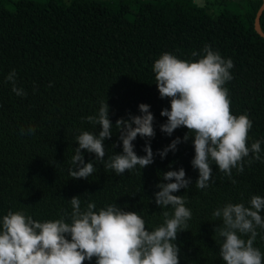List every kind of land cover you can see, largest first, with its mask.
<instances>
[{"label":"trees","instance_id":"obj_1","mask_svg":"<svg viewBox=\"0 0 264 264\" xmlns=\"http://www.w3.org/2000/svg\"><path fill=\"white\" fill-rule=\"evenodd\" d=\"M229 1L205 0L220 9L208 13L194 0H0V221L9 211H23L35 221L70 223V200L79 196L82 210L89 202L96 211L117 204L139 212L154 230L163 223V212L174 211L156 205V185L170 182L162 179L164 172L183 167L192 183L173 195L185 196L192 217L175 241L180 264H224L222 238L214 231L223 221L213 212L228 203L247 207L253 195L264 197V37L255 29L262 0H238L236 10L221 7ZM136 4L130 20L127 14ZM259 29L264 35V10ZM206 45L233 62L232 79L225 84L230 111L252 121L247 143L261 141V159L250 153L243 172L233 168L231 177L212 162L209 187L199 189V173L191 165L194 133L165 158L156 154L177 137L182 140L188 129L182 126L171 136L161 132L167 117L160 113L170 109V99L160 98L153 65L165 52L197 60L200 55L192 53L202 55ZM13 70L23 95L6 79ZM106 101L113 136L104 141L105 161L122 153L116 120L141 115L143 103L155 117L154 162L117 175L95 161L88 179H73L76 137L83 131L98 135L100 126L86 118L97 116ZM146 141L140 136L133 141L137 155H145ZM82 154L85 163L96 159L94 153ZM256 231L253 246L264 253V229ZM84 264H95V258Z\"/></svg>","mask_w":264,"mask_h":264},{"label":"clouds","instance_id":"obj_2","mask_svg":"<svg viewBox=\"0 0 264 264\" xmlns=\"http://www.w3.org/2000/svg\"><path fill=\"white\" fill-rule=\"evenodd\" d=\"M202 55L193 52L197 60H182L171 53H163L154 62L153 72L160 98L170 99V109L161 111L167 121L160 125L161 132L171 136L180 128L188 132L181 140H172L157 155L165 158L169 151L177 150V145L192 140L195 155L191 161L198 170L195 186L199 189L209 187L212 177V162L218 169L231 177L232 169L243 172L245 157L254 154L260 160L261 141L248 146V133L252 121L247 114L235 116L230 111V98L227 81L232 79L230 69L233 62L205 46ZM15 70L6 79L13 84L12 91L23 95L15 86ZM141 115H131L116 120L122 153H115L105 161L104 141L113 135L112 121L109 118V105L102 102L98 115L86 119L100 126L97 134L83 131L76 137L79 147L71 158L74 169H69L73 179H88L95 171V161H104L105 168L123 175L136 166L143 168L154 162L150 145L155 137L154 115L150 106L141 103ZM34 133V128H29ZM137 136L147 138L139 156L134 151L133 141ZM116 147V145H113ZM82 150L94 153L96 159L85 163ZM171 168V165H169ZM162 179L168 183H158L160 189L154 193L156 205L171 206L174 210L163 212V223L154 230L146 227L145 219L137 211H125L117 204L107 205L96 211L95 203L89 202L81 209L79 196L71 198V222L64 218L39 222L23 211H9L0 221V264H180V248L175 242L178 233L186 231L192 217L191 209L184 195H173L181 189H188L192 183L186 178L183 167L163 173ZM174 182H171L173 181ZM264 197L253 195L249 206L243 203H228L213 212L222 218V226L214 229L222 238L219 255L224 264H264V253L254 247L258 235L256 229H264ZM248 236L245 240L243 237Z\"/></svg>","mask_w":264,"mask_h":264},{"label":"rangeland","instance_id":"obj_3","mask_svg":"<svg viewBox=\"0 0 264 264\" xmlns=\"http://www.w3.org/2000/svg\"><path fill=\"white\" fill-rule=\"evenodd\" d=\"M12 1H16V0H12ZM36 1H41V0H36ZM61 1L69 2L70 0H61ZM194 1L197 2V4L199 5V7L201 9H205V11L208 12V13H211V12L212 13H218V11L220 10L219 7H216V8H218V9H216V8L212 7L211 5L206 6L205 0H194ZM137 6H138V4L132 5L130 7V11L127 14L128 19H130V20L132 19L133 11H135L137 9ZM12 7H13L12 4L11 5H7L8 9H11ZM221 7L222 8L223 7H227L230 10H236V9L241 7V4H240V2L238 0H230L229 2H226L225 4H221ZM210 9H212V11H210Z\"/></svg>","mask_w":264,"mask_h":264},{"label":"water","instance_id":"obj_4","mask_svg":"<svg viewBox=\"0 0 264 264\" xmlns=\"http://www.w3.org/2000/svg\"><path fill=\"white\" fill-rule=\"evenodd\" d=\"M263 10H264V0H262V5L259 8V11H258V14H257V17H256V21H255V29L257 30V32L259 34H261L264 37V35L260 32V29H259V16H260V14L262 13Z\"/></svg>","mask_w":264,"mask_h":264}]
</instances>
